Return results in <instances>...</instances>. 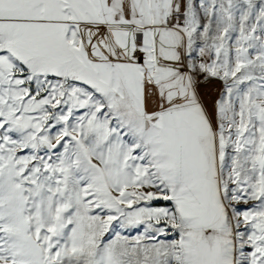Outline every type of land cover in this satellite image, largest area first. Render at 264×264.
I'll list each match as a JSON object with an SVG mask.
<instances>
[{
	"label": "snow or ice",
	"instance_id": "1",
	"mask_svg": "<svg viewBox=\"0 0 264 264\" xmlns=\"http://www.w3.org/2000/svg\"><path fill=\"white\" fill-rule=\"evenodd\" d=\"M0 264H264V0H0Z\"/></svg>",
	"mask_w": 264,
	"mask_h": 264
}]
</instances>
